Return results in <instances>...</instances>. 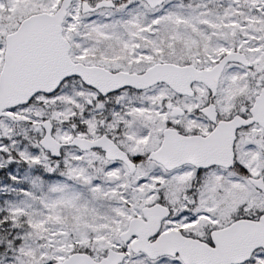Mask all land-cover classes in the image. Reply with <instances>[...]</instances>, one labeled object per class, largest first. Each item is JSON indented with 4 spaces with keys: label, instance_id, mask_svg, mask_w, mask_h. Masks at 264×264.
Returning <instances> with one entry per match:
<instances>
[{
    "label": "snow or ice",
    "instance_id": "6c2138e0",
    "mask_svg": "<svg viewBox=\"0 0 264 264\" xmlns=\"http://www.w3.org/2000/svg\"><path fill=\"white\" fill-rule=\"evenodd\" d=\"M0 264H264V0H0Z\"/></svg>",
    "mask_w": 264,
    "mask_h": 264
}]
</instances>
